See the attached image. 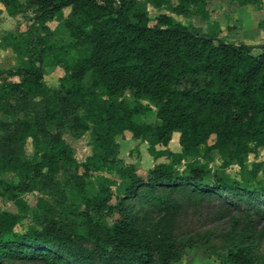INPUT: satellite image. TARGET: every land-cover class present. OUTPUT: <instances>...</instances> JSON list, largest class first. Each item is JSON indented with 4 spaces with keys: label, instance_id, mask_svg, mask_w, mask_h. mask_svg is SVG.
Segmentation results:
<instances>
[{
    "label": "trees",
    "instance_id": "trees-1",
    "mask_svg": "<svg viewBox=\"0 0 264 264\" xmlns=\"http://www.w3.org/2000/svg\"><path fill=\"white\" fill-rule=\"evenodd\" d=\"M176 1L0 0L8 16L34 10L39 21L36 38L19 27L0 37V48L17 57L8 76L20 78L0 83V197L21 206L23 194L61 181L71 195L59 219L55 208L41 204L40 228L23 233L15 230L21 215L0 211V264H175L193 239L173 228L151 237L147 214L132 204L141 199L220 201L243 213L211 249L235 264H264V255L255 253L264 239L256 227L264 219V163L251 170L247 165L264 148V52L209 36L165 13L151 24L147 5L209 20L207 0ZM237 1L257 9L264 2ZM65 9L69 37L53 44L46 21ZM50 67L64 71L56 89L44 79ZM39 98L46 101L44 114L37 112ZM143 101L158 107L156 122L142 121L152 113ZM66 131L75 137L90 133L91 154L84 162L65 141ZM126 132L147 143L153 159L167 160L146 179L119 158L117 138ZM175 133L180 152L168 148ZM29 138L32 158L24 151ZM214 154L222 160L216 172L210 167ZM232 165L240 179L227 172ZM112 171L120 173L116 191L105 176L86 181L92 173ZM6 173L19 181L8 182ZM78 241L91 243L92 250L73 248Z\"/></svg>",
    "mask_w": 264,
    "mask_h": 264
},
{
    "label": "rangeland",
    "instance_id": "rangeland-1",
    "mask_svg": "<svg viewBox=\"0 0 264 264\" xmlns=\"http://www.w3.org/2000/svg\"><path fill=\"white\" fill-rule=\"evenodd\" d=\"M26 1V0H22ZM101 2V0H96ZM144 3V0H138ZM177 1L172 0V5H176ZM148 15L151 18V24L160 14H168L189 28H200L209 36H218L227 42L244 43L254 45L255 54L264 52V2L261 9H257L252 5H239L237 0H207V8L209 11V20H202L198 16L183 17L171 13L167 8L157 9L152 5H147ZM69 14V9H65L61 14L52 20L46 21V26L52 31L50 42L59 44L62 40L68 39V28L66 26V18ZM34 10H28L23 14L15 17L8 16L3 4L0 2V37L3 32L15 30L19 27L21 30L29 29L34 38L38 37L39 21L36 18ZM42 35V34H41ZM17 64V57L11 49L0 48V83L4 81L19 82L18 77H9L7 71ZM64 74L60 67H50L47 69L44 79L48 87L56 89L59 87V79ZM126 96L131 98L132 92L127 91ZM37 112L44 114L45 100L39 98ZM144 104L152 108V113L149 117H142V121L156 122L158 107L150 102L143 101ZM65 141L74 149L75 158L79 162H84L91 154L90 133H86L81 137H75L69 131L64 133ZM179 133H175L168 148L173 152H180L181 146L179 143ZM120 145L119 158L126 165H135L137 173L144 179L148 177L149 171L158 162H166L165 158L159 160L153 159L148 152V144L133 136L130 132H126L117 138ZM214 142V137L211 138L210 144ZM24 151L27 158H32L35 154L33 141L31 138L24 143ZM214 160L210 167L212 171H220L222 160L214 154ZM264 163V148H260L256 155H250L248 161L249 170L252 169L254 163ZM182 169L183 166H178ZM227 172L237 179H240L238 172L239 167L232 165L227 169ZM93 177H86V181H94L96 176L102 175L110 179L112 189H116L121 184L120 173L112 172H97L92 173ZM2 178L11 183H17L18 177L14 173H6ZM259 179H263L262 173L258 174ZM54 186L46 185L38 191L25 193L22 195L21 206L6 198L0 197V211H9L17 213L23 217L22 221L15 227L17 232L23 233L29 229L37 228L36 219L40 213L39 206L43 203L48 204L56 209V219L60 218V213L71 205V195L69 189L65 190L64 185ZM64 183V182H63ZM115 203V200H112ZM135 211L147 214L150 226L148 229L149 235L155 237L156 233L166 231L173 228L180 237L192 238L194 245L185 248L184 255L181 260L175 264H235L230 260H226L220 251L212 250L211 247L219 246L221 235L226 233L231 224L232 218L243 220L245 215L237 210H232L227 205L220 201L205 202L203 204L194 205L187 203L181 199H171L167 204H163L155 199L133 200ZM62 216V215H61ZM72 218L78 221L81 218L72 215ZM108 218L111 223L113 219ZM95 219V217L93 218ZM256 224L259 230H264V219H260ZM75 249L92 250L93 246L89 242L78 241L73 244ZM257 255H264V239L259 247L255 250ZM26 264H43L40 262H28Z\"/></svg>",
    "mask_w": 264,
    "mask_h": 264
}]
</instances>
